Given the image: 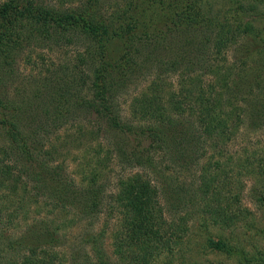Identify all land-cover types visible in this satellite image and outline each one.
Masks as SVG:
<instances>
[{"label": "trees", "instance_id": "obj_1", "mask_svg": "<svg viewBox=\"0 0 264 264\" xmlns=\"http://www.w3.org/2000/svg\"><path fill=\"white\" fill-rule=\"evenodd\" d=\"M52 1L0 4V125L9 140L1 155L0 190L17 194L34 182L35 191L44 188L64 210L76 196L79 215L107 213L118 222L114 253L129 264L173 259L195 219L206 252L264 264L263 250L241 240L248 230L264 236V145L251 151L239 139L245 109L248 115L264 112V0H227L223 13L214 10L215 0ZM113 45L119 49L115 60ZM36 50L48 54L32 57ZM58 50L64 61L51 58ZM26 53L32 72L17 100L19 90H11V97L3 81ZM175 74L174 85L168 77ZM143 78L133 94L122 91ZM76 114H83L82 122ZM181 117L193 119L195 135L220 138L224 146L235 137L241 142L234 155L214 142L204 144L207 149L193 160L212 155L186 190L160 183L166 171L156 162H193L188 154L204 137L178 126ZM107 134L116 140L103 149ZM186 142L195 149L187 150ZM84 145L95 147L82 153L84 185L78 190L60 158ZM112 158L138 171L121 174L106 195L103 181ZM192 207L194 219L190 212L177 215ZM37 250L31 248V257ZM94 252L98 264L107 263L100 249ZM36 264L53 262L42 257Z\"/></svg>", "mask_w": 264, "mask_h": 264}, {"label": "rangeland", "instance_id": "obj_2", "mask_svg": "<svg viewBox=\"0 0 264 264\" xmlns=\"http://www.w3.org/2000/svg\"><path fill=\"white\" fill-rule=\"evenodd\" d=\"M5 1L7 0H0V4ZM50 1L51 3L53 2L52 0ZM226 1L215 0L214 10L218 13L226 11ZM260 9H262L260 11L262 13L261 17L264 18V7L261 6ZM255 24L262 25L260 23ZM118 50V47L115 45L110 47L111 60L116 59L119 54ZM64 51L66 50L64 49ZM39 53L48 54L40 50L37 52L36 50L32 54V57H36ZM230 54L232 55V53ZM27 56L28 53L18 58L16 63L14 62L15 73L3 81V86L7 91L9 90L11 92L13 90L14 92V89L19 90V93L15 96L17 100L23 98L21 95L26 93L30 80L29 76L32 72V66L26 60ZM51 58L62 61L66 59L64 52L59 50ZM168 79L175 85L177 75H170ZM143 82L144 78L138 80L135 84L128 85L122 91H126L128 95H131L135 92L136 87H141ZM260 91L256 90L253 93L257 96V99H260L262 96ZM13 92H11V97L15 94ZM119 94L123 98L121 92ZM251 106H253L252 103ZM76 115L78 117L77 120L82 122L83 114ZM188 118L192 119V117ZM244 120L245 124L240 129L241 136L239 139L250 144L249 149L251 151L261 148L264 145V112L262 114L252 113L248 115V111L245 109ZM191 123H193V119L189 121L187 118H183L178 122V126H183L184 129L187 128V130H190L194 137H204L197 142L196 147H199V149L196 148L194 153L191 150L195 148L188 142L185 143L186 149L191 151L188 156L192 157L193 162H190V165L188 162H176V160L171 161L170 157L164 159L158 156L159 158H157L156 162L166 171L163 173L162 178H160V183L161 181L165 182L167 180V182L174 183V187L184 190L187 187H191L194 182L196 183V177L199 174L202 164H205L206 159L210 160L209 156L212 155V153L207 152L205 154L207 158L203 160L201 158L202 162L196 159L193 160V157L195 158L198 153H202L200 148L204 147L205 150L207 149L204 144L211 145L214 142L215 145H218V148H224L228 155L238 154V151H240L238 148L241 142L236 137L224 146L220 138L218 140L216 138L211 140L205 137L200 131L195 135L198 130ZM6 131V126L0 125V161L2 160L1 155L4 153L2 150L9 146ZM115 140L116 137L112 134H107L104 139H101L100 145L102 148H106L108 141ZM93 147L95 145L91 146V148L84 145L80 151L71 152L70 150L68 152L70 154L66 153L60 158V161L66 159V173L75 182V189L80 190L82 189V185H84L82 184V177L80 175L83 167L82 153L86 150L90 154V150ZM183 155H186V153L184 152ZM162 160L163 163H161ZM4 162L8 163L6 161ZM133 171L136 172L138 169L131 170L129 167L123 168L117 163L115 158H112L110 171L103 181L106 190L105 194L107 195L115 191V183L121 174L128 176L134 173ZM28 183L30 184H28V189L25 192L19 191L16 194L9 190H0V264H36V261L42 257L48 260L50 258L53 264H98L94 252L96 248L100 249V253L105 256L106 264H129L123 262L114 253L113 234L116 232L118 224L115 218L107 216V213L104 215V212L97 215H84V213L80 212L81 215H79L78 207L81 200L76 196L69 198L68 202L70 206H67L65 211L62 209V206L56 204L58 201L54 195H51V193L42 187H38L39 192H37L33 189L34 182ZM246 185V189H248L250 185ZM244 196V204L250 207L251 200L246 195ZM164 204L167 207L166 202ZM195 210L197 211V207L186 208V210L184 209L183 212L177 215L182 217L190 212V215L194 219ZM189 227L191 229L189 239L184 245L176 249L177 253L173 259L161 256L151 264H179L180 258L184 262L183 264H190L193 261H196L197 264H239L237 260H226L220 255L206 252V238L197 219L191 221ZM260 227H264V224H261ZM244 233L245 235L241 240L245 244L252 245L253 248L256 246V250L260 249L264 252V236H261L257 232H250L249 230L244 231ZM33 247L38 248V250L36 252L37 255L31 257V248ZM246 248L250 251L249 247L246 246ZM256 250H254V253ZM252 252L253 250H251L249 257H251Z\"/></svg>", "mask_w": 264, "mask_h": 264}]
</instances>
